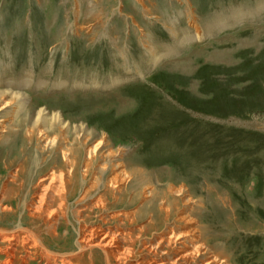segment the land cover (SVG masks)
Returning a JSON list of instances; mask_svg holds the SVG:
<instances>
[{"label":"rangeland","instance_id":"374dc122","mask_svg":"<svg viewBox=\"0 0 264 264\" xmlns=\"http://www.w3.org/2000/svg\"><path fill=\"white\" fill-rule=\"evenodd\" d=\"M4 90L24 97L0 108V227H32L22 216L61 172L65 218L32 222L53 251L80 255L83 220L137 239L122 264L171 258L158 237L173 225L194 228L216 263L264 264V0H0ZM40 109L56 148L22 129ZM60 148L77 157L69 177Z\"/></svg>","mask_w":264,"mask_h":264},{"label":"bare ground","instance_id":"6f19581e","mask_svg":"<svg viewBox=\"0 0 264 264\" xmlns=\"http://www.w3.org/2000/svg\"><path fill=\"white\" fill-rule=\"evenodd\" d=\"M88 30H90V27H88ZM8 95H10V99L17 100V104L14 106H21V104H23L21 100L23 99L24 95L22 93L4 90V91H0V108L9 105L8 102L10 101V99L6 100ZM44 113L46 112L43 109H40L36 113V117L32 121L35 128H33L32 126H28L26 128L23 125L24 124L23 122L21 124L23 128L22 127L21 128L23 129L28 139H30L29 137L34 132L38 133V139L40 138L42 143L41 147L43 148V150L44 149L47 150V148L49 149H53V147L56 148L58 142L56 141L54 135L48 134V132H46L45 129L41 127V123H43L45 120ZM53 119L54 122L60 123V118L58 115L55 114ZM0 122H1L0 123V135H1L2 133L6 132L7 126L5 125V122H2L1 120ZM21 125L19 124V126ZM63 125L64 124L61 123L59 127H62ZM63 135L64 134L60 132L58 138L59 139L61 138L60 140H64ZM105 142H106V138L104 136H101L100 140H98L95 146L93 147L90 146V148H88L85 151L84 156L81 158V161L78 160L82 164L83 175L84 174L86 175V173L89 172L92 168L93 159L97 154L96 147L98 145L100 147L104 146ZM65 149L60 148V153L63 159V164L66 165L67 167V172H68L67 177H69L70 175H72L71 174L72 169L76 165L77 160L75 159L77 157L74 156V152ZM100 155H102V153ZM103 157L104 156L102 155V158ZM104 166L105 165L102 163L98 166V168L103 169ZM62 174L60 172L56 176L58 183L55 186V188H53V186L50 188L49 186V189L52 191L51 194H49V198L48 196L45 197V194L42 192V194H40L41 196H38L39 201L37 203L36 202L33 203V205L28 208V210L30 211L29 214L22 216V218H28L27 223H30L32 227L22 224H16L10 228L0 227V257H3V259L0 260V264H13L12 258L15 257L16 254L19 252H24L26 259L28 258L29 260L36 258L39 259V261H41L42 264H97L99 259L103 260L105 264H120V262L122 264L123 262L125 263V261L130 257H134L136 255L140 256V252L135 249V245L137 241L136 238H133L130 235H125L122 231H120V229L110 232L107 229H101L99 227H89L85 223H83V220L82 221L78 220L80 224L78 229L79 233H77L75 239L76 248L79 249L78 252L76 253L80 254L78 257L71 259L69 253L53 251L50 248H48L45 244H43V236H41L40 232L36 229V227L32 223L33 218L39 216V214L40 215L43 214L50 217H56L55 216L56 213H59L60 217L62 216V218H65L64 217L65 213L64 214L61 213L62 206L64 203L63 193L66 184L64 183L65 177H62ZM51 178H54V175H52ZM108 182L109 185L111 186H113V184L116 186L117 183L116 180L113 178L109 179ZM51 183L53 184L52 181ZM45 185H49V184L45 183ZM170 190L171 191L173 190V192L175 191L180 195L184 194L185 192L184 187L182 186H179L178 189H175V187L174 188L171 187ZM181 199L183 200L184 198ZM101 203L102 202L100 201V205H102ZM102 207L104 206L102 205ZM168 208L166 207L165 209L166 214L169 213ZM49 218H46V220ZM183 218L184 216L180 215L178 219H183ZM54 223H56V220L44 226L45 233L48 236L45 237L50 240L51 239L54 240V238L57 236V233H55L54 231L55 229L53 227ZM175 229H178V227L173 225H168L166 228V234L159 235L158 237L159 239L158 243L160 245L165 244L164 247H167V249L170 250V252L173 254L171 258L169 257V255L164 258L162 257L160 259L141 256L139 258L140 260H137V262H135L134 264H196L198 262H200V264H215L216 261L218 260L220 261V259H218L217 255L214 252L208 250L207 247H203L201 243H198L199 235L194 232V228H188V230L177 233ZM143 244L145 245L146 243L143 242ZM95 248L97 249L98 254L97 253L95 254V252L93 251V249ZM86 250L88 251V258L87 260L83 261L82 257L84 255V251ZM21 260L24 262L25 261L24 257ZM216 264H220V262Z\"/></svg>","mask_w":264,"mask_h":264}]
</instances>
